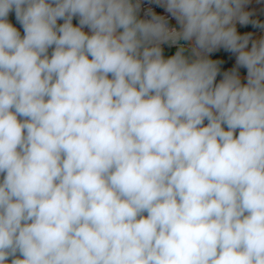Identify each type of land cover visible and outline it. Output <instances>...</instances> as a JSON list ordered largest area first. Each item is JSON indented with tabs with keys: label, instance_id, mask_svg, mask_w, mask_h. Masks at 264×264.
I'll list each match as a JSON object with an SVG mask.
<instances>
[{
	"label": "clouds",
	"instance_id": "clouds-1",
	"mask_svg": "<svg viewBox=\"0 0 264 264\" xmlns=\"http://www.w3.org/2000/svg\"><path fill=\"white\" fill-rule=\"evenodd\" d=\"M152 3L0 0V264H264V24Z\"/></svg>",
	"mask_w": 264,
	"mask_h": 264
},
{
	"label": "built area",
	"instance_id": "built-area-1",
	"mask_svg": "<svg viewBox=\"0 0 264 264\" xmlns=\"http://www.w3.org/2000/svg\"><path fill=\"white\" fill-rule=\"evenodd\" d=\"M142 3V8H141V12L140 15L144 16L145 13L147 12V10L149 8L153 9L156 13L164 15L166 17V19H168L169 22V26L170 27H176L179 28V25L177 24V22L175 21L174 18L170 17L167 13L164 12L163 8L161 7H157L154 3H152V0H141ZM247 9L251 12L252 14V19L256 20V21H261L264 20V0H250V3L247 5ZM63 21H58V23H62ZM73 23H77L76 18H74ZM252 25V23H249L247 25H241L239 23H237L236 27H237V31L238 33H240L244 28L248 27ZM15 27H17V29L23 33V29L22 27L19 25V23L17 25H15ZM87 31V29H85ZM261 38H264V28H257L254 31L251 32V40H259ZM251 40H250V44H251ZM249 44V46H250ZM181 45H183V47L185 48V53L188 54V57L191 58L192 57V53H191V48L190 45L185 43V42H181V44H176V45H162L163 48V55L165 57H169L175 54V52L181 47ZM52 49H49V55L51 54ZM223 49H220L217 52H214L212 54H210V58L214 59L215 57L221 55L223 53ZM235 67V56L233 55L232 57V61L230 63V68ZM246 83V82H244ZM207 123V122H205Z\"/></svg>",
	"mask_w": 264,
	"mask_h": 264
},
{
	"label": "water",
	"instance_id": "water-1",
	"mask_svg": "<svg viewBox=\"0 0 264 264\" xmlns=\"http://www.w3.org/2000/svg\"><path fill=\"white\" fill-rule=\"evenodd\" d=\"M259 23L261 24H264V20H261V21H258ZM257 28H260V27H257L255 25H250L246 28H244L239 34L241 35H244V34H248V33H251L252 31H254L255 29ZM232 57H233V54L231 53H226L225 51H223V53L217 57H215L214 59H220L221 63L219 65L220 67V75L217 77V82L223 78V73L225 71H231L232 68H230V63L232 61ZM246 73V69H239V74H244ZM2 178V176H0V179Z\"/></svg>",
	"mask_w": 264,
	"mask_h": 264
},
{
	"label": "crops",
	"instance_id": "crops-1",
	"mask_svg": "<svg viewBox=\"0 0 264 264\" xmlns=\"http://www.w3.org/2000/svg\"><path fill=\"white\" fill-rule=\"evenodd\" d=\"M8 19H9V21H10L11 23H13L14 26L18 24V22H17L16 19H15L14 11H13L12 13L9 14ZM21 35H23V33H21ZM184 54H185L186 56H188V54H186V53H184ZM240 76H241V80H242V82H246V73L241 74ZM1 179H2V178H1ZM145 215H146V214H145ZM17 255H19V254H17Z\"/></svg>",
	"mask_w": 264,
	"mask_h": 264
}]
</instances>
